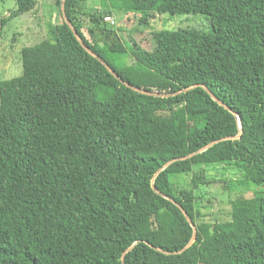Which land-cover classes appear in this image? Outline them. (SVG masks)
<instances>
[{
  "label": "trees",
  "instance_id": "obj_1",
  "mask_svg": "<svg viewBox=\"0 0 264 264\" xmlns=\"http://www.w3.org/2000/svg\"><path fill=\"white\" fill-rule=\"evenodd\" d=\"M38 1L14 0L10 17ZM44 1L57 20L21 49V74L0 81V264H264V191L230 200L229 220L204 221L199 188L217 181L194 170L235 164L264 185V0H64L85 46L164 98L120 83L75 39L61 0ZM114 14L137 16L138 29L153 14L199 16L209 30L151 32L145 49L104 22ZM101 90L113 96H92ZM175 204L196 239L164 254L192 237Z\"/></svg>",
  "mask_w": 264,
  "mask_h": 264
},
{
  "label": "rangeland",
  "instance_id": "obj_2",
  "mask_svg": "<svg viewBox=\"0 0 264 264\" xmlns=\"http://www.w3.org/2000/svg\"><path fill=\"white\" fill-rule=\"evenodd\" d=\"M92 7H99V0H87ZM140 7L147 9L150 0H139ZM46 1L39 0L35 9L23 15L10 17L15 10L14 0H0V21L3 26L0 35V81L12 79L21 74L20 51L23 47L32 46L41 42L45 36V24L57 20V15L50 13L49 7L44 6ZM149 22V26L144 29H138L137 16L120 17L113 15L116 24L131 36L137 43L145 49L152 46L149 33L160 30H175L179 27H192L208 31L206 20L199 16H168L156 15ZM135 30L138 33H134ZM127 62H131L129 59ZM76 94H70L74 97ZM97 99H109L113 93L109 90L95 91L92 94ZM197 173H206L205 176L214 179L217 182L207 187H200L201 192L210 200H204L201 204L200 213L204 221L222 222L230 219V200L243 195L245 198H251L253 192L264 191V185L248 184L244 176V169L235 164H220L214 166L200 167L194 169ZM255 171V170H254ZM264 171V170H263ZM259 172V171H258ZM233 180L234 185L227 183L230 189H224V182Z\"/></svg>",
  "mask_w": 264,
  "mask_h": 264
},
{
  "label": "water",
  "instance_id": "obj_3",
  "mask_svg": "<svg viewBox=\"0 0 264 264\" xmlns=\"http://www.w3.org/2000/svg\"><path fill=\"white\" fill-rule=\"evenodd\" d=\"M60 10H61V14H62V17H63V20L64 22L67 24V26L70 28V30L72 31L75 39L79 42V44L82 46V48L89 54L91 55L92 57H94L97 61H99L106 69L107 71L113 75L116 79H118L120 81V83L124 84L126 87L130 88L131 90L139 93V94H144V95H149V96H153V97H169L168 95H160V94H153V93H148V92H145V91H142V90H139V89H136V88H133L132 86H130L129 84L125 83L122 79H120L118 77V75L98 56L96 55L94 52H92L87 46H85L83 44V42L81 41V39L79 38L77 32L74 30V28L72 27L71 23L68 21L67 17H66V14H65V11H64V0H61V4H60ZM198 85H193L185 90H183L182 92H187V91H190L191 89L197 87ZM209 95L210 97L216 101L219 105L223 106L225 109H227L221 102H219L208 90L206 87L204 86H201ZM241 134V128L239 130V135L236 136L235 138H239ZM226 139H229V138H226ZM226 139H220V140H217V141H214V142H211L210 144H208L207 146L203 147L202 149H200L199 151H197L195 154L197 153H200L204 150H206L207 148H209L210 146L218 143L219 141H222V140H226ZM195 154H192L190 156H193ZM188 156V157H190ZM185 159V158H183ZM178 160H182V159H173V160H170L168 161L166 164L163 165V167L157 171V173L155 174V176L163 169L167 168L169 165H171L172 163L178 161ZM152 189H154V187L152 186ZM168 200L170 202L173 203V200L168 198ZM181 211L182 215L184 216L185 220L187 221V223L190 225V227L192 228V237H191V240L190 242L184 247L182 248L181 250L177 251V252H174V253H167V252H162L161 250L157 249V251L159 252H162L164 254H173V255H177V254H181L182 252H184L186 249H188L195 241L196 239V234H197V230L192 222V220L190 219V217L188 216V214L182 209V207L178 204H175ZM134 245H132L130 248L127 249L126 252H129L132 248H133ZM122 261H123V258H122Z\"/></svg>",
  "mask_w": 264,
  "mask_h": 264
},
{
  "label": "built area",
  "instance_id": "obj_4",
  "mask_svg": "<svg viewBox=\"0 0 264 264\" xmlns=\"http://www.w3.org/2000/svg\"><path fill=\"white\" fill-rule=\"evenodd\" d=\"M104 22L108 23L111 26H114L116 24V21L113 16H106L104 18Z\"/></svg>",
  "mask_w": 264,
  "mask_h": 264
},
{
  "label": "crops",
  "instance_id": "obj_5",
  "mask_svg": "<svg viewBox=\"0 0 264 264\" xmlns=\"http://www.w3.org/2000/svg\"><path fill=\"white\" fill-rule=\"evenodd\" d=\"M87 3H88V1H87Z\"/></svg>",
  "mask_w": 264,
  "mask_h": 264
}]
</instances>
